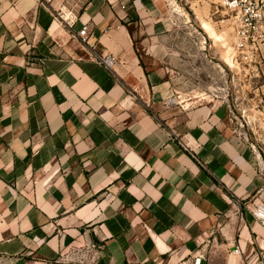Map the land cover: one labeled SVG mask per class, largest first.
<instances>
[{"label": "crops", "instance_id": "obj_1", "mask_svg": "<svg viewBox=\"0 0 264 264\" xmlns=\"http://www.w3.org/2000/svg\"><path fill=\"white\" fill-rule=\"evenodd\" d=\"M167 6L0 0V264H264L259 150L164 105Z\"/></svg>", "mask_w": 264, "mask_h": 264}, {"label": "rangeland", "instance_id": "obj_2", "mask_svg": "<svg viewBox=\"0 0 264 264\" xmlns=\"http://www.w3.org/2000/svg\"><path fill=\"white\" fill-rule=\"evenodd\" d=\"M165 1L170 30L162 61L173 82L165 107L230 103L238 132L264 159V66L255 70L231 57L232 24L222 1Z\"/></svg>", "mask_w": 264, "mask_h": 264}, {"label": "built area", "instance_id": "obj_3", "mask_svg": "<svg viewBox=\"0 0 264 264\" xmlns=\"http://www.w3.org/2000/svg\"><path fill=\"white\" fill-rule=\"evenodd\" d=\"M38 1L45 5L50 0ZM222 6L226 10L227 21L234 26L236 41L234 43L233 54L235 60L249 67L254 65L255 70H259L264 66V0H222ZM122 8H125L124 4H122ZM88 35V26L85 25L78 32V36L83 45H89ZM94 58L110 69H112L116 63V58L106 53L95 52ZM226 105L230 113L234 115L231 104L226 103ZM241 136L248 141L245 136ZM251 145L254 148L256 147L252 143ZM260 161L262 165L261 172L264 176V159L260 158ZM250 212L264 227V202L256 203L255 206L250 209ZM233 253L239 257L244 256L243 249L237 245H235ZM204 258L205 255L202 254L194 257L193 264H202ZM249 258V256H246L245 261ZM247 264L249 263L247 262Z\"/></svg>", "mask_w": 264, "mask_h": 264}, {"label": "bare ground", "instance_id": "obj_4", "mask_svg": "<svg viewBox=\"0 0 264 264\" xmlns=\"http://www.w3.org/2000/svg\"><path fill=\"white\" fill-rule=\"evenodd\" d=\"M222 0H210V2H212V3H217V2H221ZM231 28H232V40H231V43H230V46H229V48H230V55H231V57L232 58H234V56H233V51H234V43H235V41H236V35H235V31H234V26L233 25H231ZM235 59V58H234ZM236 61V60H235ZM237 62V61H236Z\"/></svg>", "mask_w": 264, "mask_h": 264}]
</instances>
